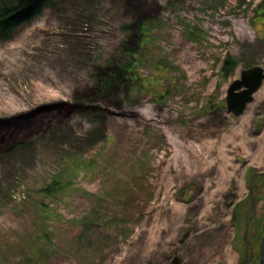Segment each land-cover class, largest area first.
<instances>
[{"label":"rangeland","instance_id":"374dc122","mask_svg":"<svg viewBox=\"0 0 264 264\" xmlns=\"http://www.w3.org/2000/svg\"><path fill=\"white\" fill-rule=\"evenodd\" d=\"M257 65L264 0H64L21 26L0 45V264H261L264 81L243 115L225 101Z\"/></svg>","mask_w":264,"mask_h":264},{"label":"trees","instance_id":"16d2710c","mask_svg":"<svg viewBox=\"0 0 264 264\" xmlns=\"http://www.w3.org/2000/svg\"><path fill=\"white\" fill-rule=\"evenodd\" d=\"M62 3H64V0H0V45L11 41L16 31L21 26L31 21L45 9H56V7ZM107 76L106 79H98L97 82H95V92L98 96H101L102 94L107 96V87L110 84L114 85L123 81L125 73H108ZM95 100L96 99H94V101ZM87 101L88 100L86 99H81V104L83 105L81 110H87ZM72 108L74 110L78 109L76 106H73ZM15 151V147L9 145L4 149L3 155L10 156L14 154Z\"/></svg>","mask_w":264,"mask_h":264},{"label":"water","instance_id":"95a60500","mask_svg":"<svg viewBox=\"0 0 264 264\" xmlns=\"http://www.w3.org/2000/svg\"><path fill=\"white\" fill-rule=\"evenodd\" d=\"M264 81V68L252 66L241 72L229 87L225 99L228 113L239 117L243 115L247 105L254 100V94L260 89ZM261 264H264V235L260 246ZM179 258H174L172 264H178Z\"/></svg>","mask_w":264,"mask_h":264},{"label":"clouds","instance_id":"9594fccd","mask_svg":"<svg viewBox=\"0 0 264 264\" xmlns=\"http://www.w3.org/2000/svg\"><path fill=\"white\" fill-rule=\"evenodd\" d=\"M151 107H152L151 105H148V106H146L145 109H142V111H147V110H149Z\"/></svg>","mask_w":264,"mask_h":264}]
</instances>
